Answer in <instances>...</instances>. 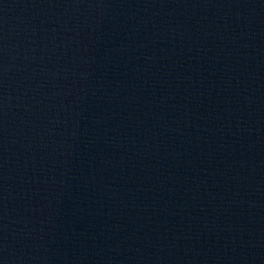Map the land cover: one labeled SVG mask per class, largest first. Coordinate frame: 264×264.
Masks as SVG:
<instances>
[{
	"label": "water",
	"instance_id": "95a60500",
	"mask_svg": "<svg viewBox=\"0 0 264 264\" xmlns=\"http://www.w3.org/2000/svg\"><path fill=\"white\" fill-rule=\"evenodd\" d=\"M0 264H229L184 0H0Z\"/></svg>",
	"mask_w": 264,
	"mask_h": 264
}]
</instances>
